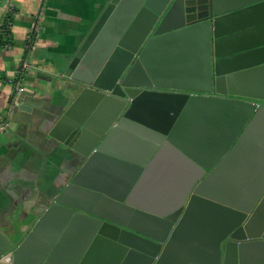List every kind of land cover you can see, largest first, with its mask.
I'll list each match as a JSON object with an SVG mask.
<instances>
[{
    "label": "water",
    "instance_id": "water-1",
    "mask_svg": "<svg viewBox=\"0 0 264 264\" xmlns=\"http://www.w3.org/2000/svg\"><path fill=\"white\" fill-rule=\"evenodd\" d=\"M54 83L63 99L42 132L66 181L28 229H0V264H264V170L243 198L209 190L241 145L264 149V0H108ZM155 99L160 121L143 114ZM203 103L235 115L201 161L176 138ZM122 135L146 158L172 144L192 162L180 204L159 214L104 187L106 161L145 165Z\"/></svg>",
    "mask_w": 264,
    "mask_h": 264
},
{
    "label": "crops",
    "instance_id": "crops-1",
    "mask_svg": "<svg viewBox=\"0 0 264 264\" xmlns=\"http://www.w3.org/2000/svg\"><path fill=\"white\" fill-rule=\"evenodd\" d=\"M108 0H0V21L12 15L9 42L0 44V229L10 225L28 229L32 216L44 208L47 199L66 181L65 166L51 140L42 132L43 119L55 102L61 101L54 75L61 72L85 32ZM33 30L34 40L25 54L24 39ZM26 58L29 67L18 73ZM12 80V81H9ZM20 108L13 104L15 84ZM167 90V89H166ZM12 102V103H11ZM13 104V105H12ZM144 116L160 121L166 116L161 100H152ZM165 106V107H164ZM234 112L215 103H203L185 113L177 142L189 154L204 161L217 151ZM257 130L264 136V115ZM133 158H146L147 145L122 135L115 146ZM134 170L106 161L101 176L104 187L123 193L134 204L164 213L180 204L189 180L195 173L192 162L172 144L160 146ZM264 170V149L245 143L237 149L225 169L216 175L209 190L243 198ZM63 242L62 249L71 247ZM60 247V246H58ZM247 264H260L250 254Z\"/></svg>",
    "mask_w": 264,
    "mask_h": 264
},
{
    "label": "built area",
    "instance_id": "built-area-1",
    "mask_svg": "<svg viewBox=\"0 0 264 264\" xmlns=\"http://www.w3.org/2000/svg\"><path fill=\"white\" fill-rule=\"evenodd\" d=\"M3 21H4V18L1 19V21H0V29H1V26L3 24ZM33 40H34V33L32 30L26 34L25 39H24L25 54H27L28 51H30V49L32 48ZM29 65L30 64L26 58L22 59V61L20 62L19 66H18V69H19L18 73L20 74L21 71L23 72V70L26 69L27 67H29ZM9 81H12V80H9ZM18 91H19L18 83H16L14 91H13V95H12V100H11L12 102L16 101V93ZM4 126H5V124L0 121V130L3 129Z\"/></svg>",
    "mask_w": 264,
    "mask_h": 264
},
{
    "label": "trees",
    "instance_id": "trees-1",
    "mask_svg": "<svg viewBox=\"0 0 264 264\" xmlns=\"http://www.w3.org/2000/svg\"><path fill=\"white\" fill-rule=\"evenodd\" d=\"M12 20V15L11 14H7L4 17V21L3 24L1 26L0 29V44L2 45H6L7 42H9V25H10V21Z\"/></svg>",
    "mask_w": 264,
    "mask_h": 264
}]
</instances>
